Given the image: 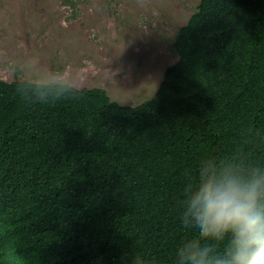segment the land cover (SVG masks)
Returning <instances> with one entry per match:
<instances>
[{
	"label": "trees",
	"instance_id": "obj_1",
	"mask_svg": "<svg viewBox=\"0 0 264 264\" xmlns=\"http://www.w3.org/2000/svg\"><path fill=\"white\" fill-rule=\"evenodd\" d=\"M175 48L135 106L0 78V264H182L202 171L264 174V0H201Z\"/></svg>",
	"mask_w": 264,
	"mask_h": 264
},
{
	"label": "rangeland",
	"instance_id": "obj_2",
	"mask_svg": "<svg viewBox=\"0 0 264 264\" xmlns=\"http://www.w3.org/2000/svg\"><path fill=\"white\" fill-rule=\"evenodd\" d=\"M201 0H0V78L106 89L135 106L179 54Z\"/></svg>",
	"mask_w": 264,
	"mask_h": 264
},
{
	"label": "clouds",
	"instance_id": "obj_3",
	"mask_svg": "<svg viewBox=\"0 0 264 264\" xmlns=\"http://www.w3.org/2000/svg\"><path fill=\"white\" fill-rule=\"evenodd\" d=\"M201 176L182 215L184 226L198 229L179 250L182 264H264V174L211 168ZM226 239L221 254L216 245Z\"/></svg>",
	"mask_w": 264,
	"mask_h": 264
}]
</instances>
